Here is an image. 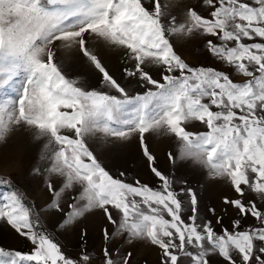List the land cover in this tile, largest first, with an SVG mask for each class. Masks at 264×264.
Instances as JSON below:
<instances>
[{"label":"snow or ice","instance_id":"1","mask_svg":"<svg viewBox=\"0 0 264 264\" xmlns=\"http://www.w3.org/2000/svg\"><path fill=\"white\" fill-rule=\"evenodd\" d=\"M188 45L215 63H190ZM18 134L40 144L35 200L13 179ZM150 137L175 142L168 171ZM133 142L158 186L109 166ZM0 159V223L30 246L0 244V264H135L138 244L158 264H264V0H0ZM184 166L235 195L218 211ZM73 230L75 257L58 238Z\"/></svg>","mask_w":264,"mask_h":264},{"label":"rangeland","instance_id":"2","mask_svg":"<svg viewBox=\"0 0 264 264\" xmlns=\"http://www.w3.org/2000/svg\"><path fill=\"white\" fill-rule=\"evenodd\" d=\"M181 54L192 64H206L211 65L215 62L209 57V55L202 51L197 50L191 45L185 46L180 49ZM115 70L119 72L120 65L115 62ZM220 67V65H215ZM82 72L81 66L79 64L74 65V73L80 74ZM237 79H240L237 77ZM98 80H92L95 84ZM149 142L153 145V150L158 156V161L160 167L168 171L171 167L166 153L168 151H175V142L171 139L164 137H150ZM40 147L39 143L33 142L29 143V138L27 135H17L10 142V148H20L21 151L19 155L22 157V167L17 170V174L13 175V179L17 184L24 186L32 199H36L40 191V181L33 180L28 175V170L32 165L33 161L36 159L38 149ZM9 149H5L4 153L7 154ZM109 166L116 168L118 170H129V178L131 176H136L140 178L143 182L149 183L153 186H158L159 181L155 178L147 168L146 163L141 157L140 150L136 142L130 145L120 147L116 150L106 153ZM13 171V166L6 163L5 160L0 159V174L8 175ZM178 176L183 175L190 184L193 185H204L202 194L205 198V202L211 206L219 209L223 207L221 204V197L224 195L234 196L235 194L230 191V189L221 182L209 181L202 171L192 169L188 166H184L177 170ZM8 191L7 186L0 185V194ZM235 216L232 209H229L228 215L225 216L224 224L225 226H230L231 219ZM60 218L58 216H53L48 221V227L51 230L54 224ZM246 223H251V220ZM88 238H87V248L93 252H99V249L103 243L101 236V225L102 221L97 217H89L88 221ZM59 240L62 242L65 251L75 257L81 248V240L79 233L75 230L64 232L58 235ZM0 244L5 247L22 249L27 251L29 249L28 243L19 237L9 226L0 223ZM136 254L135 264H158V250L155 248L145 247L143 245H136L133 249Z\"/></svg>","mask_w":264,"mask_h":264}]
</instances>
